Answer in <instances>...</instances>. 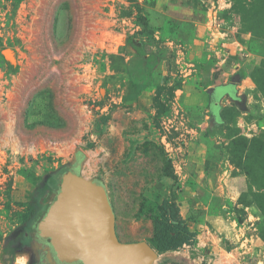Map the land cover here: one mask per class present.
<instances>
[{
    "label": "rangeland",
    "instance_id": "1",
    "mask_svg": "<svg viewBox=\"0 0 264 264\" xmlns=\"http://www.w3.org/2000/svg\"><path fill=\"white\" fill-rule=\"evenodd\" d=\"M69 166L124 241L178 204L195 240L152 264H264V0H0V264Z\"/></svg>",
    "mask_w": 264,
    "mask_h": 264
},
{
    "label": "water",
    "instance_id": "2",
    "mask_svg": "<svg viewBox=\"0 0 264 264\" xmlns=\"http://www.w3.org/2000/svg\"><path fill=\"white\" fill-rule=\"evenodd\" d=\"M208 87L212 101L235 95V82ZM45 215L37 222V234L48 238L60 262L81 264H152L159 256L146 240L121 241L116 215L106 187L84 178L75 166L59 182Z\"/></svg>",
    "mask_w": 264,
    "mask_h": 264
},
{
    "label": "trees",
    "instance_id": "3",
    "mask_svg": "<svg viewBox=\"0 0 264 264\" xmlns=\"http://www.w3.org/2000/svg\"><path fill=\"white\" fill-rule=\"evenodd\" d=\"M153 234L147 240L158 254L192 244L196 233L189 228L181 216L175 201L167 200L157 204L153 213Z\"/></svg>",
    "mask_w": 264,
    "mask_h": 264
},
{
    "label": "flooded vegetation",
    "instance_id": "4",
    "mask_svg": "<svg viewBox=\"0 0 264 264\" xmlns=\"http://www.w3.org/2000/svg\"><path fill=\"white\" fill-rule=\"evenodd\" d=\"M55 192L50 196V200H49L48 204L46 205V207L43 208L44 210L41 213L38 220L43 215H45L47 208H48V205H49L50 201L52 200ZM40 206L43 207L44 205H40ZM38 220L36 221L32 232H30V233L25 232L24 233L25 234L23 237L24 240H30L31 241V243H29L27 246L29 252H27L28 256L26 259L29 261V259H31V257H32L31 255L38 253V255H37L38 259H37V262H35V264H81V262L76 261V260L68 262V263L67 262H65V263L60 262L57 260L55 252L53 251V249L50 245L49 239L41 237L37 234L36 226H37Z\"/></svg>",
    "mask_w": 264,
    "mask_h": 264
},
{
    "label": "crops",
    "instance_id": "5",
    "mask_svg": "<svg viewBox=\"0 0 264 264\" xmlns=\"http://www.w3.org/2000/svg\"><path fill=\"white\" fill-rule=\"evenodd\" d=\"M116 231H117V227H116ZM117 234H118V232H117ZM118 237H119V235H118ZM119 239H120L121 241H124V240H122L120 237H119ZM125 242H129V240H126Z\"/></svg>",
    "mask_w": 264,
    "mask_h": 264
},
{
    "label": "bare ground",
    "instance_id": "6",
    "mask_svg": "<svg viewBox=\"0 0 264 264\" xmlns=\"http://www.w3.org/2000/svg\"><path fill=\"white\" fill-rule=\"evenodd\" d=\"M5 52H7V53H10L8 50H7V51H5Z\"/></svg>",
    "mask_w": 264,
    "mask_h": 264
}]
</instances>
